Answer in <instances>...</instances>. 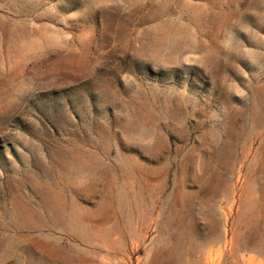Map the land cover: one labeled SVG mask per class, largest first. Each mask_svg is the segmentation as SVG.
Instances as JSON below:
<instances>
[{
    "label": "rangeland",
    "instance_id": "374dc122",
    "mask_svg": "<svg viewBox=\"0 0 264 264\" xmlns=\"http://www.w3.org/2000/svg\"><path fill=\"white\" fill-rule=\"evenodd\" d=\"M0 264H264V0H0Z\"/></svg>",
    "mask_w": 264,
    "mask_h": 264
}]
</instances>
